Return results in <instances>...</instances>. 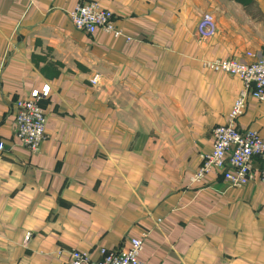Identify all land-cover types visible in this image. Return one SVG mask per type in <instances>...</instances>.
Instances as JSON below:
<instances>
[{"label": "crops", "instance_id": "obj_1", "mask_svg": "<svg viewBox=\"0 0 264 264\" xmlns=\"http://www.w3.org/2000/svg\"><path fill=\"white\" fill-rule=\"evenodd\" d=\"M91 1L120 33L74 27L70 13ZM246 8L0 0V264H64L74 251L98 260L133 238L145 264H264V182L234 188L216 171L191 181L244 88L205 63L264 57V22ZM205 15L214 25L202 36ZM46 87V139L31 153L15 103ZM237 126L264 138V100L249 98Z\"/></svg>", "mask_w": 264, "mask_h": 264}, {"label": "built area", "instance_id": "obj_2", "mask_svg": "<svg viewBox=\"0 0 264 264\" xmlns=\"http://www.w3.org/2000/svg\"><path fill=\"white\" fill-rule=\"evenodd\" d=\"M74 27L92 35L98 31L118 34L114 25V14L97 2L78 5L70 15ZM199 32L202 36L213 32V19L205 15ZM248 61L215 60L205 63V67L215 73H225L239 77L244 88L235 101L226 122L213 130L214 146L212 153L204 156L198 171L191 181L200 183L206 180L212 171L219 173L227 184L242 188L255 177L264 182V138L253 131L241 132L237 123L243 115L249 98L264 100V57L247 53ZM96 76L93 83L97 81ZM49 89L32 91L30 96L16 101V136L21 147L31 153H37L46 139V115L41 101L48 97ZM5 144L0 143V152ZM259 166H257V164ZM257 172V173H256ZM144 248L142 238H133L126 251H100V258L92 260L88 254L74 251L64 264H145L140 259Z\"/></svg>", "mask_w": 264, "mask_h": 264}, {"label": "rangeland", "instance_id": "obj_3", "mask_svg": "<svg viewBox=\"0 0 264 264\" xmlns=\"http://www.w3.org/2000/svg\"><path fill=\"white\" fill-rule=\"evenodd\" d=\"M248 1V0H247ZM249 15H251V16H253L256 20H257V22H261L262 20H263V22H264V19H263V17L261 16V13H260V11H259V8H258V6H257V3L256 2H254V7H252L251 9H250V11L249 12H247ZM255 20V21H256ZM213 25H214V22H213ZM257 54V53H256ZM258 55H260V54H258Z\"/></svg>", "mask_w": 264, "mask_h": 264}, {"label": "trees", "instance_id": "obj_4", "mask_svg": "<svg viewBox=\"0 0 264 264\" xmlns=\"http://www.w3.org/2000/svg\"><path fill=\"white\" fill-rule=\"evenodd\" d=\"M237 2H240L242 4H244L247 8V12L250 11V8L254 5V1L253 0H236Z\"/></svg>", "mask_w": 264, "mask_h": 264}]
</instances>
